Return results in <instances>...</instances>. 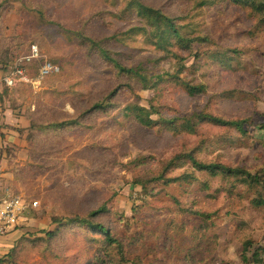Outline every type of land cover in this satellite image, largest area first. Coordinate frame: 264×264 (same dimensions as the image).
Masks as SVG:
<instances>
[{"label":"rangeland","instance_id":"1","mask_svg":"<svg viewBox=\"0 0 264 264\" xmlns=\"http://www.w3.org/2000/svg\"><path fill=\"white\" fill-rule=\"evenodd\" d=\"M13 2V46L0 57L8 72L20 67L30 76L12 88L34 125L8 195L30 203L29 230L5 264H264V185L199 171L189 158L264 174V7ZM139 3L196 40L162 37L165 26ZM35 44L41 56L28 59ZM102 49L148 78L121 71ZM46 59L60 70L41 77ZM185 83L203 91L189 93ZM140 106L152 125L137 118ZM210 116L243 120V129ZM101 206L94 220L120 245L84 217L73 219Z\"/></svg>","mask_w":264,"mask_h":264},{"label":"crops","instance_id":"2","mask_svg":"<svg viewBox=\"0 0 264 264\" xmlns=\"http://www.w3.org/2000/svg\"><path fill=\"white\" fill-rule=\"evenodd\" d=\"M3 1L0 0V3ZM3 9L0 10V39L13 35L16 21L14 11ZM7 74L8 71L0 65V203L14 192L28 160L30 147L28 136L31 119L25 108L18 107L20 104L16 103L13 94L15 89L5 84L4 78ZM27 221L18 229L0 235V260L4 261L3 264L20 238L28 233L29 229L25 226Z\"/></svg>","mask_w":264,"mask_h":264},{"label":"trees","instance_id":"3","mask_svg":"<svg viewBox=\"0 0 264 264\" xmlns=\"http://www.w3.org/2000/svg\"><path fill=\"white\" fill-rule=\"evenodd\" d=\"M13 1L14 0H4L3 2H1L0 3V10H2L4 8V9H7V11H13V6L11 5L12 3H14ZM233 1L236 3L243 4L245 6H249L251 8L256 9V10L260 9L261 7H264V0H233ZM139 9H140L139 11H140V13H142V15L155 18L156 24L158 25L157 27L159 29H163V25L165 26V30H160L161 31L160 34L162 37L165 35L166 32L171 31L173 36L180 38L182 41H188L189 43H193L196 40L195 37L182 35V33L180 32V30L178 29V27L175 23L174 18L167 16L160 9L148 6V5L143 4V3H139ZM13 40H14L13 35L1 38L0 39V51H9V48L11 49V47L13 46ZM3 47H5L4 50L2 49ZM102 53L109 60L114 62L116 67L119 68L121 71L129 72V73H135L136 75H138L142 79L148 78V75L143 73L141 71L142 69L140 67L123 66L121 63H119L115 58H113L111 56V54L108 52V50L102 49ZM179 60L182 62L183 58L179 57ZM0 65H2L3 68L7 70V64L4 62L3 59H1V57H0ZM25 72H26V75L30 78L27 71H25ZM185 85L187 86V91L189 93H195V92L203 91L202 85L193 86V85H190L189 83H185ZM116 91H117V89H115L112 92V94H115ZM98 106H99L98 104H95L94 107H98ZM210 117L213 121H215L216 123H218L220 125L236 126V127H239L240 129H243V126H244L243 120L225 119V118L218 117V116H210ZM137 118L139 119V121L143 125H146V126H150L154 123L151 112H149L146 108L141 107V106L138 107ZM33 125H34L33 121H31V126L29 128V136H28L29 141H30V136H31V131H32ZM189 158L191 159L195 169H197L199 171H210V172H214V173H215V171H222V173H225L228 175H236V176L244 177V179L247 183H258V184L264 185V174L263 175L259 174V173L253 174L246 169L229 167V166H226L224 164H219V163H204V162L197 160L192 155ZM184 177H186V174H184L183 176H181L179 178H184ZM104 209H105V207L101 206L97 210H93L92 212H90L87 216L76 215L73 219H79L80 220V219L85 218L86 221H88L89 226L91 228H93L94 230L104 234L109 243L120 245L119 239L116 238L115 236H113V234L108 230V228H106L102 223L96 222L94 220V217H96L98 215V213L102 212ZM82 217H84V218H82ZM59 220H60L59 218H55V221L58 222ZM12 253L9 255V258L11 257V255H13ZM3 263H4V261L0 260V264H3Z\"/></svg>","mask_w":264,"mask_h":264},{"label":"built area","instance_id":"4","mask_svg":"<svg viewBox=\"0 0 264 264\" xmlns=\"http://www.w3.org/2000/svg\"><path fill=\"white\" fill-rule=\"evenodd\" d=\"M41 56L38 45L32 46V53L28 59L38 58ZM59 66L52 61L46 59L41 68V77L47 76L53 72H58ZM21 80L29 81L28 76L23 68L17 67L8 72L4 81L8 87H15ZM35 202L34 205H37ZM30 203L20 196H7L0 203V235H5L11 231L18 229L24 222L28 220L26 215Z\"/></svg>","mask_w":264,"mask_h":264}]
</instances>
